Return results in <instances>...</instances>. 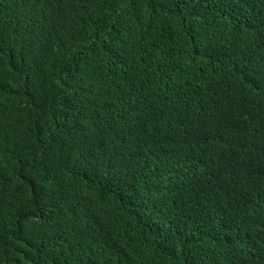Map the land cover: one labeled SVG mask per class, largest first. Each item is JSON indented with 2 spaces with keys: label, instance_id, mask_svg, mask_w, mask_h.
Here are the masks:
<instances>
[{
  "label": "trees",
  "instance_id": "trees-1",
  "mask_svg": "<svg viewBox=\"0 0 264 264\" xmlns=\"http://www.w3.org/2000/svg\"><path fill=\"white\" fill-rule=\"evenodd\" d=\"M0 264H264V0H0Z\"/></svg>",
  "mask_w": 264,
  "mask_h": 264
}]
</instances>
